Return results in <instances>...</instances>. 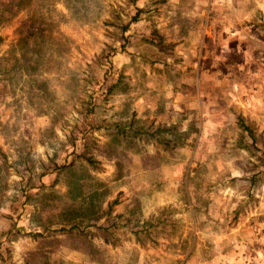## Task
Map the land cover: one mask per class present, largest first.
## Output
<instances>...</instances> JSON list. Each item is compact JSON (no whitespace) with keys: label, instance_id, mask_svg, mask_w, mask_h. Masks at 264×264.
I'll list each match as a JSON object with an SVG mask.
<instances>
[{"label":"rangeland","instance_id":"374dc122","mask_svg":"<svg viewBox=\"0 0 264 264\" xmlns=\"http://www.w3.org/2000/svg\"><path fill=\"white\" fill-rule=\"evenodd\" d=\"M0 264H264V0H0Z\"/></svg>","mask_w":264,"mask_h":264},{"label":"trees","instance_id":"16d2710c","mask_svg":"<svg viewBox=\"0 0 264 264\" xmlns=\"http://www.w3.org/2000/svg\"><path fill=\"white\" fill-rule=\"evenodd\" d=\"M239 126L245 131L251 133V129L245 125V123L241 120L239 121ZM75 158L82 159L88 166H90L93 169H97L98 162L92 159L91 156H86V154L81 153V154H76L74 155Z\"/></svg>","mask_w":264,"mask_h":264}]
</instances>
